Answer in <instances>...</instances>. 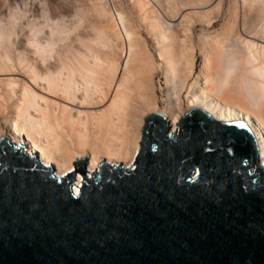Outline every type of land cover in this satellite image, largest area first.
I'll list each match as a JSON object with an SVG mask.
<instances>
[{
  "label": "water",
  "instance_id": "1",
  "mask_svg": "<svg viewBox=\"0 0 264 264\" xmlns=\"http://www.w3.org/2000/svg\"><path fill=\"white\" fill-rule=\"evenodd\" d=\"M145 119L134 168L56 176L0 139V264H264V167L244 121Z\"/></svg>",
  "mask_w": 264,
  "mask_h": 264
},
{
  "label": "bare ground",
  "instance_id": "2",
  "mask_svg": "<svg viewBox=\"0 0 264 264\" xmlns=\"http://www.w3.org/2000/svg\"><path fill=\"white\" fill-rule=\"evenodd\" d=\"M149 1L133 0V6L154 42L156 58L118 10L97 11L106 24L91 44L54 53L41 43L44 37L29 48L20 34L12 52L0 48V139L23 145L27 156L56 176H66L73 163L84 159L86 179L101 163L134 168L146 118L161 114L167 131L175 133L180 119L198 108L219 123L244 121L264 167V39L259 45L246 42L244 54L225 51L224 43L241 34V17L229 23L226 34L195 39L192 27L205 13H187L183 1L170 11ZM168 17H178L179 24ZM158 73L167 90L168 106L162 111L154 84ZM241 90L244 98L238 97Z\"/></svg>",
  "mask_w": 264,
  "mask_h": 264
},
{
  "label": "rangeland",
  "instance_id": "3",
  "mask_svg": "<svg viewBox=\"0 0 264 264\" xmlns=\"http://www.w3.org/2000/svg\"><path fill=\"white\" fill-rule=\"evenodd\" d=\"M181 1L187 4L189 8L187 13L191 14L195 11L205 13L202 23H195L192 27L195 39L206 34L214 35L222 32L226 34L225 29L228 28L229 23L234 21V18L239 19L240 17L238 31L241 34L224 43L225 51L234 50L237 54H244L246 42L259 45L264 39V0H150L149 2L154 7H158V3H161L166 11H170L174 10L176 3L181 6ZM133 5V0H0V42L1 44L4 42V47L0 44V48L11 50L16 35L20 34H22L21 37L24 36L23 46L29 48H31L30 43L34 46L35 39L44 37L41 43L44 46H51L54 53L64 52L73 44H91L106 24L105 19L99 16L97 11L101 9L112 14L118 10L138 30L147 49L156 58L154 42L144 25L138 22ZM205 18L209 20H204ZM167 19L176 25L180 22L178 17V20L176 18L171 20L169 17ZM29 32L33 33L30 35ZM1 36L4 39H1ZM113 44L116 47L120 46L116 42ZM200 59L201 56L196 51V66H199ZM154 84L157 91L158 109L162 111L168 106L165 100L167 90L164 79L159 73L154 79ZM241 91L238 97L244 98L246 94L244 92V96H241L243 90Z\"/></svg>",
  "mask_w": 264,
  "mask_h": 264
}]
</instances>
